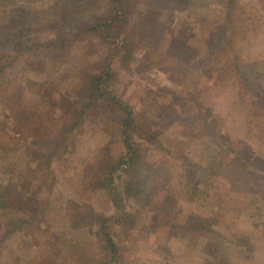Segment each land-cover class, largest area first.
<instances>
[{"label": "rangeland", "instance_id": "obj_1", "mask_svg": "<svg viewBox=\"0 0 264 264\" xmlns=\"http://www.w3.org/2000/svg\"><path fill=\"white\" fill-rule=\"evenodd\" d=\"M0 264H264V0H0Z\"/></svg>", "mask_w": 264, "mask_h": 264}, {"label": "trees", "instance_id": "obj_2", "mask_svg": "<svg viewBox=\"0 0 264 264\" xmlns=\"http://www.w3.org/2000/svg\"><path fill=\"white\" fill-rule=\"evenodd\" d=\"M120 16H117L116 18L110 19L108 21H105L103 24L100 25V27H110L114 26L115 24H119L120 22ZM98 27V28H100ZM232 29V28H230ZM177 40L180 38H176ZM127 42V41H126ZM124 43L122 49L125 52L130 51L129 46H127V43ZM57 44L59 47L66 46V42L64 40L51 42L49 45ZM218 60H221V58H218ZM216 61L211 62L210 66L213 70H215L218 67L217 63H214ZM218 62V61H217ZM214 63V64H212ZM235 67V66H234ZM233 67V70H234ZM114 79V72H113V66L112 61L109 59L107 62L105 71L103 74L95 79V82L93 84V99L90 101L88 105H80L84 110L88 111L92 109L93 107H96L101 101H104L108 103L110 106L113 107H119L124 113H125V119L122 121L121 127L123 128L122 134H123V144L125 145V148L127 149L126 152L123 154L121 159L117 162L115 167L108 173V177H110V182L114 179V174L117 170L124 168L125 166H129L131 169H134L135 165L138 162V159L140 158V151L137 148V145L135 144V141L133 140V137L135 134H137L138 130L141 126L136 125L134 121V116L132 115L131 106L124 103L122 100L118 99L113 92L111 91V83ZM136 125V126H135ZM136 130V131H135ZM150 140H158L159 136L157 133H152L149 135ZM132 181L137 182L136 179L130 178ZM135 182L132 184L127 183L126 185L122 184V187H126L128 190V193L135 192ZM104 186L107 187L108 193L112 196V199L116 203V207L121 209L117 203L118 200V194L116 193V190L109 186L106 182L103 183ZM128 194V198H131L133 196ZM140 198V196H138ZM128 214V213H127ZM125 213L126 216H129ZM127 219V218H126ZM108 220V219H107ZM107 220L105 219L104 222H102V235L103 239L106 245V250L110 254V261H117L120 259L121 251L117 247L116 243L111 237V234L109 233V228L107 227ZM209 221L204 219H190L187 222L185 221L183 225L180 227L188 232L191 233H201L204 234L208 231H213V229L208 225ZM177 226V225H176ZM109 261V263H110Z\"/></svg>", "mask_w": 264, "mask_h": 264}]
</instances>
